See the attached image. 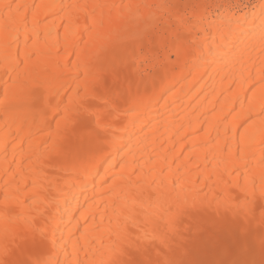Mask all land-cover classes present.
I'll use <instances>...</instances> for the list:
<instances>
[{
	"label": "bare ground",
	"instance_id": "6f19581e",
	"mask_svg": "<svg viewBox=\"0 0 264 264\" xmlns=\"http://www.w3.org/2000/svg\"><path fill=\"white\" fill-rule=\"evenodd\" d=\"M2 2L23 8L15 40L6 43L0 31V235L20 222L4 216L7 195L13 215L40 208L56 218L58 264H104L110 239L125 223L136 220L146 231H163L177 204L195 199L214 206L238 191L246 173L259 177L264 0ZM166 3L242 8L229 20L213 7L202 23L193 22L185 52L138 81L135 102L121 101L119 111L109 113L100 99L90 98L107 127L99 136L73 135L59 148L65 114L82 119L81 74L90 64L107 66L133 47L139 51L143 24L138 27L133 14L159 13L122 6ZM80 5L89 12L93 5L117 7L96 9V18L103 14L105 21L96 27L75 7ZM86 122L95 127L97 118L88 114ZM77 146L78 152L66 155Z\"/></svg>",
	"mask_w": 264,
	"mask_h": 264
},
{
	"label": "snow or ice",
	"instance_id": "6c2138e0",
	"mask_svg": "<svg viewBox=\"0 0 264 264\" xmlns=\"http://www.w3.org/2000/svg\"><path fill=\"white\" fill-rule=\"evenodd\" d=\"M75 7L82 10L85 17H92L93 26L102 27L104 17L101 14L97 19L96 9L117 6L93 5L91 12L88 5ZM122 7L130 12L133 8H154L159 9V13L153 12L147 17L133 14L138 27L143 24L142 36L137 42L139 51L133 47L130 53L113 59L107 66L90 64L81 74L83 80L78 89L84 95L78 98L81 103L77 112L82 114V119L78 122L65 114L63 128L58 124L59 148H64L73 135L99 136L101 129L107 127L100 123L95 106L88 103L90 98L100 99L109 113L118 112L121 101L135 102L139 82L146 78V74L153 75V68H166L173 54L179 56L185 52L187 36L195 26L193 22L202 23L213 7L223 9L229 20L242 8L236 3H166ZM22 8V5L14 7L0 0L3 13L0 15V31L4 33L6 43L16 38L13 33L19 30L17 24ZM260 11L264 15V4H261ZM149 65L152 67L146 68ZM38 88L39 85L31 91L35 93ZM261 90L264 92V77ZM7 99L6 93V102ZM88 114L96 116L95 127L88 126ZM260 124L264 132V119ZM78 151L79 146L69 148L66 155L71 156ZM259 151L262 153L259 177L246 173L244 182L237 185L238 191L214 206L203 202L197 204L195 199L191 204H177L174 212L169 209L163 231L156 228L146 231L136 220L125 223L115 239H110L108 259L104 264H264V139L260 142ZM244 167L251 173L247 163ZM10 199L5 196L4 216L10 221L20 222L15 227H6L0 235V264H58L55 259L56 218L45 216L40 208L32 209V214L23 217L13 215L12 209L7 206ZM185 219L188 220L186 225ZM73 247L74 251L78 250L79 242H74ZM257 248L259 260L255 258ZM76 264L81 262L77 260Z\"/></svg>",
	"mask_w": 264,
	"mask_h": 264
},
{
	"label": "rangeland",
	"instance_id": "374dc122",
	"mask_svg": "<svg viewBox=\"0 0 264 264\" xmlns=\"http://www.w3.org/2000/svg\"><path fill=\"white\" fill-rule=\"evenodd\" d=\"M241 1H242V2H245V3L247 4V3H249L248 1H250V0H246V1H245V0H244V1H243V0H241ZM251 1H252V0H251Z\"/></svg>",
	"mask_w": 264,
	"mask_h": 264
}]
</instances>
